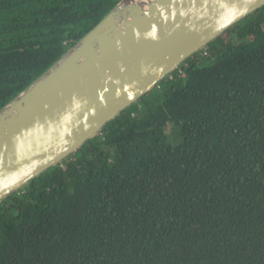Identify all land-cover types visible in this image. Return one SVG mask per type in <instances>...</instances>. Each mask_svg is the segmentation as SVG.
<instances>
[{"label":"trees","instance_id":"trees-1","mask_svg":"<svg viewBox=\"0 0 264 264\" xmlns=\"http://www.w3.org/2000/svg\"><path fill=\"white\" fill-rule=\"evenodd\" d=\"M118 1L0 0V108ZM0 264H264V6L0 201Z\"/></svg>","mask_w":264,"mask_h":264},{"label":"water","instance_id":"water-1","mask_svg":"<svg viewBox=\"0 0 264 264\" xmlns=\"http://www.w3.org/2000/svg\"><path fill=\"white\" fill-rule=\"evenodd\" d=\"M264 0H119L0 108V201L61 164Z\"/></svg>","mask_w":264,"mask_h":264},{"label":"rangeland","instance_id":"rangeland-1","mask_svg":"<svg viewBox=\"0 0 264 264\" xmlns=\"http://www.w3.org/2000/svg\"><path fill=\"white\" fill-rule=\"evenodd\" d=\"M214 56L212 54H210L208 57L204 58L203 60V64H209L212 60H213ZM159 97H160V90L156 89L154 91H152L146 98L149 101L150 105L152 107H155L157 102L159 101Z\"/></svg>","mask_w":264,"mask_h":264}]
</instances>
